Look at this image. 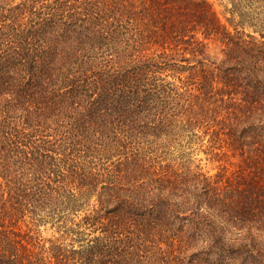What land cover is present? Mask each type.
Wrapping results in <instances>:
<instances>
[{"label": "trees", "instance_id": "1", "mask_svg": "<svg viewBox=\"0 0 264 264\" xmlns=\"http://www.w3.org/2000/svg\"><path fill=\"white\" fill-rule=\"evenodd\" d=\"M246 1L232 31L208 0H0V264H264Z\"/></svg>", "mask_w": 264, "mask_h": 264}, {"label": "rangeland", "instance_id": "2", "mask_svg": "<svg viewBox=\"0 0 264 264\" xmlns=\"http://www.w3.org/2000/svg\"><path fill=\"white\" fill-rule=\"evenodd\" d=\"M208 1L212 4L214 10L218 14L222 22L227 24L230 27V29L233 31L234 25L238 24V21H239L238 16L233 12L234 9L237 11V6L236 5L233 6V4L231 3V1L233 0H208ZM234 2L238 6L240 4L243 7L246 6L247 4L246 0H234ZM244 28L246 30V33H253L250 28L248 27H244ZM222 48L223 46L220 43H211V54L220 57ZM198 157L203 158L201 166L204 169V171L210 174H213L216 172L217 168L219 167V163L208 160L207 156L204 153H201ZM39 228L42 232V235L46 238H50L54 235L58 236V233L51 226V224H41ZM91 237H93V235ZM75 245L77 247L78 244H75Z\"/></svg>", "mask_w": 264, "mask_h": 264}]
</instances>
